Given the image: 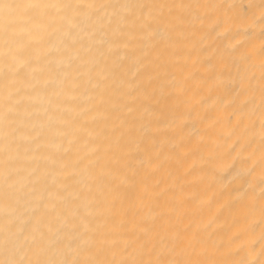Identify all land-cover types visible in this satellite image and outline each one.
I'll return each instance as SVG.
<instances>
[{
	"label": "bare ground",
	"instance_id": "1",
	"mask_svg": "<svg viewBox=\"0 0 264 264\" xmlns=\"http://www.w3.org/2000/svg\"><path fill=\"white\" fill-rule=\"evenodd\" d=\"M0 264H264V0H0Z\"/></svg>",
	"mask_w": 264,
	"mask_h": 264
}]
</instances>
